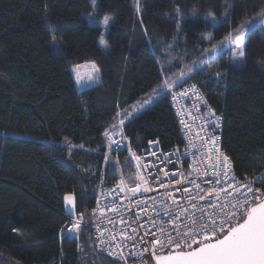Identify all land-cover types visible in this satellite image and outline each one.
I'll return each mask as SVG.
<instances>
[{
    "label": "trees",
    "instance_id": "trees-1",
    "mask_svg": "<svg viewBox=\"0 0 264 264\" xmlns=\"http://www.w3.org/2000/svg\"><path fill=\"white\" fill-rule=\"evenodd\" d=\"M224 5L141 0L137 15L134 0H97L95 17L113 18L101 52V28L84 17L88 0H0V264H118L96 248L90 227L78 239H59L63 197L74 195L76 212L90 218L98 188L112 186L119 171L131 177L125 155L103 161V133L117 106L125 109L157 89L158 71L169 62L173 72L194 66L209 55L204 49L264 9V0H235L231 21L223 18ZM262 32L247 38L241 66L223 50L209 71L195 68L185 83L222 115L221 146L241 178L264 175ZM83 63L97 65L101 82L77 91L71 69ZM124 134L136 152L153 139L162 148L181 145L169 93L126 122Z\"/></svg>",
    "mask_w": 264,
    "mask_h": 264
},
{
    "label": "snow or ice",
    "instance_id": "snow-or-ice-1",
    "mask_svg": "<svg viewBox=\"0 0 264 264\" xmlns=\"http://www.w3.org/2000/svg\"><path fill=\"white\" fill-rule=\"evenodd\" d=\"M241 2L243 3L245 0H241ZM140 4L141 0H134L137 15L141 11ZM91 6L95 12L97 0H91ZM176 11L180 12L179 7ZM234 11L235 0H231V2L225 0L223 18L226 21H231ZM209 15L215 22V16ZM45 19L47 20V17ZM110 20V17L105 16L101 23L107 26ZM89 23H96L95 16L91 13H89ZM140 23L144 35H147L148 32L143 27V21L141 20ZM260 27H264V9L246 23L237 25L219 44H213L211 49H204L202 55L209 52L217 53L224 47H228L231 49L230 59L232 61H243L246 58L247 38L258 31ZM59 30V25H56L55 28L50 27V31L53 33V42H57L55 32ZM204 38L213 39L210 34ZM101 43L107 46L106 41L102 40ZM168 47H172V45ZM215 62L213 56L209 59L193 61V65L197 68L206 65L207 68L204 70L209 71ZM173 67L169 62L167 67L159 69L157 78L160 84L157 89H153L151 94H146L135 104L125 109H119L117 106L116 115L112 117V122L103 133L109 149V152L103 156L105 164L114 163L110 159L111 152L124 148L129 153L125 160L127 162L136 161L137 171L129 181L121 178L117 185L120 191L125 192L129 206L123 205V199L117 201L116 197L119 196V193L115 188L107 194L101 193L106 203L97 198L99 210L97 219H107L113 227L112 229H102L97 225L100 235L96 237V240L100 245L107 244L112 249L109 251V255H115L114 250L120 249L121 254L118 258L124 260L125 264L127 261L123 250L136 248H142V251L130 250L129 254L143 258L145 253H149L148 259H142L141 264H150V262L151 264H264V175L251 179L245 177L243 180L237 178L228 156L215 143L218 139L215 129L220 125L216 122L219 117L214 112L211 113L212 118L205 120L200 129L205 134L202 137L203 143L199 145L196 152L192 153L193 156L199 155L201 162L198 166L192 167V171L187 174L166 172L162 178L157 173L148 171L149 167L153 166L151 162L144 164V158L137 156L131 145L127 143L128 138L124 134L126 122H131L135 118V114L153 104L155 98L159 96L160 90L167 91L174 98L177 95L186 96L189 92L197 98L199 97V90L195 85H191L179 93L173 91L176 88H183L193 70L192 67L185 66L179 72H173ZM79 68L80 66L77 65L76 69ZM91 69L92 73L87 76V80L100 83V69L95 63L91 64ZM170 72L171 76L168 75ZM214 75L219 78L222 73L216 72ZM82 79L83 77L77 71L76 83L80 84ZM181 124L186 128L189 127L183 120H181ZM209 126H212L211 131H208ZM115 137H119V139ZM153 143H158V141H149V144ZM205 145H211L208 153L212 163L209 165L202 163L205 152L201 149ZM79 147L83 148L84 145ZM188 147H194V145L189 143ZM151 155L155 156L156 152H151ZM168 155L171 153L165 154V156ZM213 170L215 174L210 175ZM160 171L164 170L160 169ZM193 174H195L194 178ZM177 184H180L181 187L176 188ZM169 185H172L171 189H169ZM160 189H165L164 193L161 194L159 200L156 197H150L151 205H148L147 200H141V195L158 192ZM112 193H116V196H113ZM175 193H180V195L177 196ZM63 200L66 216L72 217V219L67 220L61 233L65 238L78 239L81 225L86 224L84 213L77 214L74 195H65ZM101 203H103V207H100ZM131 206L138 208L139 212H133L129 217L127 213L132 210ZM149 207H152V213H149ZM107 212L113 213V217H107ZM96 213L97 209H93V217H96ZM117 213H119L118 216L115 215ZM91 223L96 224L97 220L94 219ZM117 225H123V227L117 228ZM105 233L108 236L107 240L104 238Z\"/></svg>",
    "mask_w": 264,
    "mask_h": 264
},
{
    "label": "built area",
    "instance_id": "built-area-1",
    "mask_svg": "<svg viewBox=\"0 0 264 264\" xmlns=\"http://www.w3.org/2000/svg\"><path fill=\"white\" fill-rule=\"evenodd\" d=\"M194 85V84H184L183 88H176L173 91L176 93H179L183 91L184 89H187L189 86ZM196 86V85H195ZM197 87V86H196ZM198 88V87H197ZM199 90V97L197 98L194 96L191 92L188 93L186 96H179L177 95L175 98L169 94V102L170 106L172 109V113L178 123L179 126V131H180V136L182 140V144L179 146H173L169 148H162L159 143H153L149 144V141H157L155 139L147 141L145 147L139 151L135 152L137 156H140L143 159L144 164H151L153 166L149 167L148 171L155 172L158 175H160L162 178L165 176L166 172H184L187 174L188 172L192 171V167L198 166L201 162V157L199 155L193 156L192 153L197 151V148L199 147L200 144L203 143L202 137H204V132L200 131L202 125L204 124V121L207 119H211V113L214 112L217 117H219V120L216 121L219 123L220 127L215 129V135L218 137L216 139L215 143L216 145L219 146L220 150L224 153L221 142H222V129H223V117L221 114L216 113L213 111L210 107L207 101L205 100L204 94L202 91L198 88ZM181 120H183L187 125H189L188 128L184 127L183 124H181ZM212 130V126H209L208 131ZM199 133V135H197ZM116 139H119V137H115ZM189 143L194 145V147H188ZM211 147V145H205L204 148L201 149V151L205 152V157L202 161L203 165H209L212 163V160L209 158V153L208 149ZM155 151L156 155L153 156L151 155V152ZM109 152V149H108ZM171 153V155L165 156V154ZM125 155V157L129 156V153L124 149L121 148L119 151H113L111 152V155L117 157L118 155ZM225 154V153H224ZM228 156V155H227ZM179 157V159H177ZM229 158V156H228ZM231 161V159L229 158ZM136 161H131L129 162L130 168H131V177L136 173L137 169L135 167ZM231 166H232V161H231ZM160 169H163L164 171H160ZM233 170V166H232ZM215 171L213 170L210 175H214ZM195 177V174H193V178ZM123 178L125 181H129L120 171L116 179L114 180V183L110 187H99L97 190V196L94 204L93 209H97L96 217H93L91 215L90 218H85L84 221L86 224H82L81 228L83 227H90L92 232H93V238L95 242L96 248L115 260L118 264H125L124 260L119 259L118 257L121 254L120 249H115V255H109V251L112 250L109 248V246L106 245H100L99 241L96 240V237L100 235V232L97 231V225L100 228H108L112 229L113 225L107 221V219L104 218H99V210H98V204H97V198H99L101 201H104V197L101 195V193L107 194L109 193L112 189H116L117 192L119 193V196H117V201L123 199V205L124 206H129V200L125 198V192L120 191L119 188H117V185L119 184L120 179ZM169 179H172L171 177H168ZM241 180H243L245 177H237ZM249 179L253 177H248ZM199 183V180L197 181ZM206 186V185H205ZM259 186V185H256ZM172 185H169V189H171ZM176 188H180L181 185L177 184L175 185ZM165 189H160L158 192H150L147 194L141 195V200H147L148 205L152 204V201L150 197H156L157 200L160 199L161 194L164 193ZM113 196H116V193H112ZM129 196L131 195L130 193L128 194ZM175 195L179 196L180 193H175ZM111 199V197H109ZM183 203V201H181ZM100 207H103V203L100 204ZM132 210L127 213V216L131 217L133 212H139V209L136 208L135 206H131ZM63 209H64V217H65V223L62 228L65 227L67 220L72 219V217H67L66 216V210H65V202L63 200ZM153 209L152 207H149V213H152ZM79 214V213H77ZM143 215V213H140ZM107 217H113V213L107 212L106 213ZM116 216L119 215V213L115 214ZM164 219H167L166 217H163ZM96 219L97 223L92 224L91 221ZM123 227V225H117V228ZM61 236L62 233H61ZM105 240L108 239L107 233H105ZM119 239V237H117ZM131 251H136L140 252L142 251V248H136V249H124L123 250V255L126 258L127 264H141V260H147L149 257V253H145L143 258L139 256H133L130 255L129 252ZM151 263V262H150ZM48 264H60L59 262L57 263L55 260L51 259Z\"/></svg>",
    "mask_w": 264,
    "mask_h": 264
},
{
    "label": "rangeland",
    "instance_id": "rangeland-1",
    "mask_svg": "<svg viewBox=\"0 0 264 264\" xmlns=\"http://www.w3.org/2000/svg\"><path fill=\"white\" fill-rule=\"evenodd\" d=\"M88 3H89V5L91 6V0H88ZM89 13H91L93 16H95V14H96V11L95 12H93V8H92V6H91V11L89 12ZM89 13L88 14H85L84 15V17L86 18V20H87V22H88V24L90 25V26H96V27H100L101 28V35H100V37H99V39H98V46H99V49L101 50V52H105L106 50H107V46H105V44H103V43H101V41L102 40H104V37H105V35H106V33H107V30H108V28H109V26H110V24L112 23V21H113V18L112 17H110V16H107V17H110L111 18V20H110V23H109V25H107V26H104L102 23H101V21L103 20V18L105 17H102V18H96L95 17V21H96V23H89ZM210 18L209 17H207L206 18V20H209ZM105 41V40H104ZM220 43V42H219ZM219 43H216V44H219ZM212 48V47H211ZM223 50H225V51H227L228 52V56H229V60H230V62L232 63V64H234V65H236V66H241L242 65V61H232L231 59H230V57H231V49L230 48H228V47H224L223 48ZM222 50V51H223ZM219 52H221V51H218L217 53H209V55H206L205 57H203L202 59H209L210 57H213V56H215L216 54H218ZM195 68H197V67H195V66H192V69H195ZM74 69H76V67H73L71 70H72V73H73V75H74V77L76 78V74H77V71L80 73V75L81 76H83V75H87V74H91L92 73V69L91 68H86V66H80V68L79 69H76V71H74ZM96 83H90V85H86L87 87H89V86H92V85H95ZM86 88V87H85ZM165 93H168L167 91H165V90H160V94L159 95H161V94H165ZM136 103V102H135ZM134 103V104H135ZM133 105V104H132ZM105 143H106V145L108 144V142H107V140L105 139ZM107 150H108V147H107ZM128 180H130V176H127L126 177Z\"/></svg>",
    "mask_w": 264,
    "mask_h": 264
},
{
    "label": "crops",
    "instance_id": "crops-1",
    "mask_svg": "<svg viewBox=\"0 0 264 264\" xmlns=\"http://www.w3.org/2000/svg\"><path fill=\"white\" fill-rule=\"evenodd\" d=\"M91 64L92 63H83V64H80L79 66H86V68H91ZM88 75L89 74H87V75L85 74V75L82 76L83 79H82L80 84L76 83V78L74 77V83H75L77 91H80V90L84 89L85 87L87 88V86L90 85V83H92V82L87 80V76ZM104 139H106V138L104 137Z\"/></svg>",
    "mask_w": 264,
    "mask_h": 264
},
{
    "label": "bare ground",
    "instance_id": "bare-ground-1",
    "mask_svg": "<svg viewBox=\"0 0 264 264\" xmlns=\"http://www.w3.org/2000/svg\"><path fill=\"white\" fill-rule=\"evenodd\" d=\"M222 130H223V129H222ZM65 221H66V220H64V223H65ZM64 223H63V225H64ZM63 225L61 226V228H60V230H59V233H58V236H59V239H60V240H62V239L65 238L64 236H61V229H62ZM73 239H76V238H73Z\"/></svg>",
    "mask_w": 264,
    "mask_h": 264
}]
</instances>
